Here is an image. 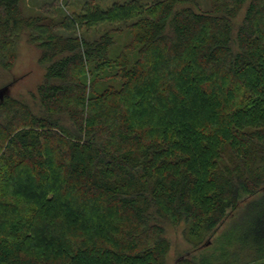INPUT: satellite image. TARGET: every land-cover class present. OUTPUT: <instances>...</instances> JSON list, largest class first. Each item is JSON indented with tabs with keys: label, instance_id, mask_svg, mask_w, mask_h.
Segmentation results:
<instances>
[{
	"label": "trees",
	"instance_id": "obj_1",
	"mask_svg": "<svg viewBox=\"0 0 264 264\" xmlns=\"http://www.w3.org/2000/svg\"><path fill=\"white\" fill-rule=\"evenodd\" d=\"M106 1L0 0V65L25 31L47 63L39 112L0 99V264H167L162 220L201 240L256 195L232 256L179 264H264V0Z\"/></svg>",
	"mask_w": 264,
	"mask_h": 264
},
{
	"label": "rangeland",
	"instance_id": "obj_2",
	"mask_svg": "<svg viewBox=\"0 0 264 264\" xmlns=\"http://www.w3.org/2000/svg\"><path fill=\"white\" fill-rule=\"evenodd\" d=\"M79 0H22L21 8L26 17L42 16L51 17L55 21L57 18L66 19L72 16L75 12L80 11L78 4ZM102 2V0H100ZM113 0H107V4H111ZM251 0L243 6L238 16L235 17L234 22L236 27L241 24L246 9ZM70 3L67 5V3ZM199 6V7H198ZM198 6L202 11H209L211 8V0H198ZM72 29L56 28V30L66 32H78L79 35L83 34L84 29L80 27ZM121 26H125L124 24ZM107 26H100L88 32V36L100 35ZM117 45L113 53L119 50L121 46L130 40L131 35L128 32L117 35ZM42 50L39 45L31 41L28 31L22 33L18 38L15 48V58L9 67L0 65V99H4L9 95L14 98L21 99L27 102L36 112H39V100L35 96L38 86L43 82L46 73L47 63L41 59ZM11 65V66H10ZM111 83V82H110ZM114 85L120 86V82H113ZM71 125L70 122H65ZM256 196H245L241 201L238 209L229 213V216L224 222L219 225L213 234L205 235L201 240L188 232V226L185 221L180 224L162 220L161 223L165 228L164 236L168 239L170 246L166 253L167 264H179V260L185 257H195L197 259L205 256L218 258L222 250L230 251L229 255L233 253L234 246L230 245V237L236 231L239 223L244 221V211L247 205L253 200L258 198ZM233 250V251H232ZM233 254H231L232 256ZM220 259V258H219ZM220 261V260H219ZM218 260L216 262H219Z\"/></svg>",
	"mask_w": 264,
	"mask_h": 264
}]
</instances>
